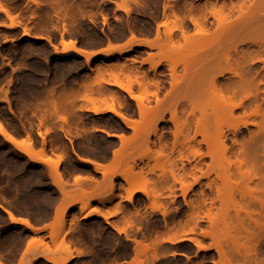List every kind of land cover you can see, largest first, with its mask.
Masks as SVG:
<instances>
[{"label": "rangeland", "instance_id": "374dc122", "mask_svg": "<svg viewBox=\"0 0 264 264\" xmlns=\"http://www.w3.org/2000/svg\"><path fill=\"white\" fill-rule=\"evenodd\" d=\"M173 2L181 16L183 8H195L193 16L200 19L209 34L216 31V20L209 12L207 20L202 19L197 9L209 10L214 5L230 9L234 5L233 11L227 12L236 22L241 17L240 5L246 13L253 6L250 0ZM167 3L168 0H0V122L17 138L24 137L39 157V161L30 159L0 135V205L27 217L34 226L53 221L46 230L32 231L10 221L0 207V252L9 260L18 259L24 243L32 236V242L37 243L29 255L35 253L36 259L31 261L27 256L24 264H54L45 258L40 260L43 253L63 260L68 248L76 257L67 264H217L220 256L216 245L226 248L248 244L246 230L239 225L235 212L237 203L246 204L241 196L245 182L235 173L239 164L235 163L236 157L230 153L224 158L223 151L225 147L234 148L236 154L239 144L258 132L260 120L246 127L230 118L219 120L215 114L218 99L209 87L196 100L195 116L187 101L177 109L159 107L153 119L149 118L152 126L143 133L140 129L146 121L140 115L138 102L119 88L131 78L134 95L152 108L172 89L170 65L176 64L177 74L186 78L195 72L197 59L205 53L199 43L191 46L188 42L196 37L195 25L186 20L184 39ZM171 36L178 47H185L183 53L177 54L179 48L174 50ZM70 41L92 52L91 59L64 49L63 43ZM143 43L148 45H138ZM131 45L132 50L117 52ZM109 48L111 52L117 49V53H107ZM238 49L241 54L259 48L240 44ZM228 53L234 54L233 45L221 52ZM155 62L161 64L154 69ZM253 66L264 74V62ZM226 68L225 64L215 67L212 78L218 77L221 83L230 81L229 74L220 77ZM145 81L157 82L159 95H151L154 87L143 88ZM261 90L260 99L264 98V84ZM97 109L98 113L94 111ZM175 109L177 123L171 115ZM119 114L130 119L133 127L127 126ZM242 115L244 111L239 110L235 118ZM200 126L207 128L212 142L207 146L197 135L195 142L191 141L192 148L185 150L182 143L186 138L182 135L193 138ZM221 130L228 133L225 144L215 139ZM175 133H181L178 143ZM175 143L174 151L179 150L174 152ZM199 153L204 155L200 158ZM40 158H48L50 165ZM90 161L106 163L104 166L113 172L95 171ZM54 163H59L57 172L52 171ZM169 163H176L177 171L180 168L182 173L191 174L187 181L194 184L185 196L181 183L171 178L166 181L162 176L164 169L169 175ZM203 173L209 175L202 177ZM58 174L61 188L56 186ZM195 176L200 177L199 182H194ZM217 176L231 180L225 185ZM132 190L131 203L128 195ZM62 196L65 203L59 210L63 212L57 211L62 213L61 218H54ZM113 196L112 202H103ZM85 216L88 218L82 220ZM241 216L245 217L244 213ZM115 227L126 233L117 229L119 233ZM259 256L264 258V241ZM243 261L233 256L229 264Z\"/></svg>", "mask_w": 264, "mask_h": 264}, {"label": "bare ground", "instance_id": "6f19581e", "mask_svg": "<svg viewBox=\"0 0 264 264\" xmlns=\"http://www.w3.org/2000/svg\"><path fill=\"white\" fill-rule=\"evenodd\" d=\"M173 1L174 0H168L167 4H168V9H170L171 14L175 18V23H176L175 27L180 29L182 32V35L184 36V39H187L184 34L185 32L184 24L186 20H190L191 22H193V24L195 25L197 34L194 39L192 40L189 39L188 42L191 46L192 45L194 46L195 44L199 43L198 45H202L200 48L205 50V53H202L203 55L197 59V62L195 65L196 67L195 72L191 73L190 76L186 78L185 76L177 74L176 64L170 65V69L173 72L171 76L173 77V82L171 85L172 89L166 95L165 98L160 99V100L158 99L156 101L157 103L156 106L152 108L150 106L149 107L146 106L144 102L140 99V97H137L136 95H134V93L132 92L133 90H132L131 85H133V82H131L130 80L131 78H129L128 84L120 85L121 83H119L120 85L119 88H122V90L129 93L132 96V98L138 102L140 115L143 117V120H144L143 122L146 121L144 124V127H143V123H141L142 124L141 128L142 127L143 128L140 129V131L143 133L147 132V129L152 126L153 124L152 120L150 121L149 118L151 117L153 119L152 114H154V112H157L158 111L157 108L159 107L165 108L166 110H170L173 108L177 109L181 105L182 101L183 102L187 101L192 106L191 114L195 116L196 100L200 96H202L203 93L206 92V88H209V87L213 88L215 96L218 99L217 103L219 104L215 106L216 108L215 114L219 120H222L224 118H230V119L241 122V125L244 127L248 126L249 124H254L256 123L257 120H260L258 132H256L255 134L251 133L248 138L249 140L246 139L247 141L245 140L246 141L245 143L239 144V149L236 154L234 152V148L225 147L223 151L224 158L229 156L230 153L231 155L236 157L235 163H239V164L236 166L235 173L241 181L245 182V190L241 194V196L243 200L242 202L243 203L245 202L246 204L243 205L241 203L242 204L241 205L240 202L237 203L236 205L237 208H235L236 209L235 212H236L239 225L242 228H245L246 230V240L248 244L245 246L244 244L239 243V244L229 246L226 248L223 245L218 244L214 248L220 256V261L217 264H229L233 256L234 257L240 256L244 260L243 264H264V258L262 259L259 256L260 246L263 244V241H264V238L262 239V237L264 236V163H261L262 160L260 161V158L261 159L263 158L262 162H264V98L263 97L261 98L262 102L259 101L261 100L260 99V96H261L260 93L262 91L261 85L264 84V80H263L264 74L262 72L260 73L256 71V69H253L254 63L264 62V58H263V55H264V0H256L257 1L256 3H254L255 0L253 1L250 0L251 2H253L252 3L253 6L249 7L250 9L248 8L249 11L247 10L248 11L247 13L244 12V8L243 7L241 8L242 5H240L239 6L240 8L238 10H240L242 14L240 13L241 17L240 18L238 17V21L236 20V22L232 20L233 16L231 15V12L234 9V5L230 9H227V7L224 5L219 6V7L217 5H214L209 10L207 8H204L203 10L197 9L200 12H202V16H203L202 19L207 20V17H208L207 14L209 12V14L216 20L217 29L214 33H211V34H209L208 29L201 23L200 19L193 16L195 13V8H191L189 11L183 8L184 12L181 13L182 14L181 16L180 14H178L179 10L176 7L174 8L173 6L174 4H171V3H175ZM228 10H230L231 12H227ZM10 19L12 18L10 17ZM169 33L172 35L173 31H170ZM172 36L170 37L171 44L174 46L172 47L174 48L175 51L178 48L182 51L181 52L178 49L180 53L176 51L177 54L183 53V49L185 47L184 48H182L181 46L178 47L176 43H174L175 41ZM240 44L241 45L242 44L243 45L244 44L256 45L258 46L259 49L257 51H253V52L246 51L240 54L239 53L240 51L238 49ZM63 45H64V49H67V50L70 49L74 52H77L81 56H85L87 60H90L91 57L93 56L92 52H89L88 50H85L81 47L76 46L75 43H73L72 41H70L69 43L64 42ZM138 45H148V44L143 43V44H138ZM232 45L234 47V54L233 53H228L224 55L221 54L224 48L226 47L229 48ZM172 47L171 49L173 50ZM132 48H133V45H131L127 50L126 48L125 50H123L122 48L121 49L118 48V50L117 49L116 50L119 54H122L129 50H132ZM110 50L111 48H109L107 53L112 54V52L115 49L114 50L112 49V52ZM174 50H173L172 55L176 54ZM160 64L161 62H155L154 64H152V67L155 69ZM222 64H225L227 68L220 73V77H226V74H229L231 76L230 81H228L227 83H221L218 77L212 78L211 76V72L213 71V69ZM136 80L138 81V78ZM138 84H140V82ZM142 86L146 90L151 89L150 87L152 88L154 87V90L155 89L156 90L155 92L153 91L151 95L152 96L159 95L158 90L161 88H159V84L157 82L146 83L145 81V83H143ZM149 100L151 99H148V101ZM249 101L250 103L247 104V102ZM176 109L174 110V112H171V115L173 116L172 120L175 123H177ZM110 110L111 112H114L112 108ZM239 110L244 111V115L236 119L235 114ZM94 111L98 113V111L100 110L97 109ZM120 117L122 118V120H124L127 126L133 127L130 119L126 118L123 115H120ZM148 123L149 124L152 123L151 126ZM234 130H235L234 132L237 133L238 129L235 128ZM180 134L181 133H177V134L175 133V136H176L175 142L179 141L178 139L181 140V136L180 138H178ZM0 135H2L6 139L7 142H9L13 146H15L18 150L26 154L30 159L39 161V157L37 158L36 153H34L28 147L27 145L28 143L22 139L19 140L17 136L13 135L10 131H8V129L2 122H0ZM197 135L202 136L201 142L205 143L207 146H209L213 140V138L211 137V134L208 133L207 128L205 126L203 127L200 126V128H198L195 132V137L193 136V138H191L190 135L189 136L184 135L186 136L184 137L182 135L183 138H186L185 142L182 143V146L184 145L185 150L192 148L191 141L193 140L195 142ZM157 136L161 138L160 135H157ZM215 139H218L220 143L225 144L226 141L228 140V133L221 130L219 131ZM175 145L176 143L174 144L172 151H174ZM180 146H181V143H180ZM178 150H175V151H178ZM194 153L196 155L198 154V151L196 152L194 150ZM117 154L118 152L116 151L115 156H117ZM203 155L204 154H200L199 157L201 158ZM208 155L211 156V158L215 159L213 157V154L209 153ZM180 158L183 159V152L180 154ZM40 159L43 161L42 158ZM43 162H45L44 164L50 165L48 158L46 160L44 159ZM90 163L96 169L95 171L99 170L103 172L102 174L113 172L111 171V168L109 169L108 167L107 168L105 166L103 167V165H100L99 163H96L93 161H90ZM54 164L55 166H53L54 169L52 171L57 172L59 163L57 164L54 163ZM175 166H176V163H172L170 166L171 168H168L170 170L169 175H167L168 170L167 171L166 169L162 170V172L165 171L164 173H162V176L164 175L163 177L166 178V179L164 178L166 181L168 180V178H171V180H173L174 183L176 182L181 183L182 190L184 191V196H185L186 192L192 188L194 183L187 181V177L191 176L190 173L186 174L185 172H183L185 173L183 174L179 168V171L181 172L180 173L179 171L175 169L178 166L176 167ZM196 167H194L193 170L194 169L197 170L198 168ZM205 175L207 177L209 173L207 174L203 173L202 177L203 176L205 177ZM56 176H59V174ZM217 177L221 178L222 181H224L225 185H227L226 184L227 181L229 182L231 180V177H228V179H223L222 176H217ZM199 180H200V177L196 178L195 176L194 182L195 183L199 182ZM211 184L212 182L210 183L209 188H211ZM56 186L59 188L63 187V183H62V180L60 179V176L57 177ZM131 192L133 193L131 194ZM131 192L129 194L130 196L128 195L129 197L128 200L130 202L132 201L133 194H134L133 190ZM113 200H114V196L111 198L109 197V199L105 201L103 200V202L110 203ZM63 203H64V200H63ZM61 205H62V202H61ZM0 207H2L7 212L10 218V221H12L13 223L24 224L27 228L31 229L32 231L37 230V229L39 230V228H36L28 219H26L27 217L25 219L21 218L15 215L14 213H12L10 210L5 209V207H3L2 205H0ZM59 211H62V209ZM64 212H65V208H64ZM242 213H244V216H245L243 218L241 216ZM59 214L60 212H58L57 215ZM63 216H64V213H63ZM87 218L88 217L85 216L82 220H85ZM114 229H116V227ZM119 231L124 233V230L122 231L120 229ZM62 233H60L59 236L63 235ZM179 241L177 240L176 242H179ZM33 242L31 241V243L29 242L30 244L28 243L29 244L28 249L23 246V248H26L27 250L25 249L26 252L24 251L25 256L22 259V263H23V260H25L26 257L29 256L33 245L37 243L36 240H35L36 243H33ZM172 243H175V242H172ZM198 246L199 248H204L201 245H198ZM3 256L4 254L2 255V257ZM42 257L48 261L53 262L54 264H67L70 261H72L76 257V255L72 249L68 248L67 250H65L64 256H62L64 258L63 260L62 258H59L60 261L57 260L58 258L57 259L55 258L54 260L50 257L49 254H46V253H43ZM186 258L189 260L188 256H186Z\"/></svg>", "mask_w": 264, "mask_h": 264}, {"label": "crops", "instance_id": "0c3cea01", "mask_svg": "<svg viewBox=\"0 0 264 264\" xmlns=\"http://www.w3.org/2000/svg\"><path fill=\"white\" fill-rule=\"evenodd\" d=\"M18 139H22V140H24L25 138L24 137H18ZM99 164H101V165H107L106 163H99ZM92 168L94 169V170H96L93 166H92ZM73 182H74V178H73ZM64 200V203H65V198L62 196L61 197V199H60V201H59V203H58V205L56 206V209H55V212H54V218L56 217V213H57V211L59 210V208L61 207V206H63V200ZM61 202H62V205H61ZM19 217H21V218H26V217H24V216H19ZM27 219V218H26ZM53 221H51L50 223H45V224H42V225H36L35 227L36 228H39V229H42V230H46L47 228H48V226L52 223ZM17 224H19V225H22V226H24V227H26L24 224H21V223H17ZM34 237L32 236V238H30V239H28L25 243H24V247H26L27 249H28V247H29V244L31 243V241H32V239H33ZM31 240V241H30ZM30 242V243H29ZM29 243V244H28ZM27 244H28V246H27ZM26 248H22V250H21V252H20V254H19V256H18V258L19 259H17V260H9L5 255V253L4 252H0V264H21L20 262L22 261V258H23V256H24V254H25V252H26ZM26 249V250H25ZM25 251V252H24ZM22 253V254H21ZM4 254V256L2 257V255ZM30 256V259L31 260H34V258H35V255L34 254H31V255H29ZM4 258V259H3ZM41 259H44V258H40V260Z\"/></svg>", "mask_w": 264, "mask_h": 264}]
</instances>
